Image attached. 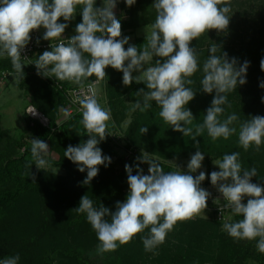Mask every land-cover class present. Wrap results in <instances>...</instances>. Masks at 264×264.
I'll return each instance as SVG.
<instances>
[{
    "label": "clouds",
    "instance_id": "9594fccd",
    "mask_svg": "<svg viewBox=\"0 0 264 264\" xmlns=\"http://www.w3.org/2000/svg\"><path fill=\"white\" fill-rule=\"evenodd\" d=\"M121 2L131 7L136 0H101L99 7L97 0H0V59L9 58L14 73L24 75L23 61L27 59L21 53L31 41L30 33L43 29L42 39L50 42V50L33 63L37 75L80 88L72 103L79 105L80 123L88 139L77 146L69 145L64 158L75 164L80 173L86 171L83 184L89 185L100 166L111 163V158L103 155L98 146L106 134L110 135L107 129L112 121L111 108L99 102L98 87L107 77L105 69L109 67L122 73L124 86L133 83L145 86L137 92L136 101L129 103L132 112H146L155 103L159 117L184 138L196 141L206 132L215 142L238 134L239 146L244 151L250 148L259 151L264 145V116L242 122L235 112L225 116L226 109L231 107L228 95L246 84L248 62L238 66L235 58L229 59L227 53L212 43L201 68L196 47L191 46L192 41L210 30L217 34L226 32L233 15L232 0H153L155 21L145 27L147 42L140 47L130 44V37H121V20L114 11ZM78 7L81 22L76 25L74 35L63 39L62 34L77 15ZM261 69L264 70V60ZM198 71L203 73L199 92L214 95L203 122L193 130L195 119L188 104L197 94L191 87V77ZM93 76L96 79L85 90V81ZM259 87L264 89V82ZM60 112L65 119L70 115L69 108L62 107ZM28 114L35 115L36 109L30 108ZM139 132L146 134L148 128L141 127ZM30 143L35 168L43 171L50 166L49 145L41 139H32ZM194 146L199 149L198 143ZM204 159L205 154L197 150L190 157L186 172L171 161L167 162L175 170L165 172L153 154L142 151L135 175L133 167L125 165L128 193L123 202L116 203L115 211L102 204L95 206L88 195L82 196L75 211L86 216L95 232L99 242L97 254L102 257L115 252L146 230L147 234L141 236L144 250L158 254L156 250L178 222L203 215L211 196L201 187L206 175L219 193L214 203L220 206L222 199L220 213L228 214L223 231L235 242L256 240L258 252L264 254V186L252 183L257 169H244L240 152L234 151L213 161L218 171L210 174L199 171L194 175L202 168ZM141 164L148 166L146 175ZM19 261L17 254L0 259V264Z\"/></svg>",
    "mask_w": 264,
    "mask_h": 264
},
{
    "label": "trees",
    "instance_id": "16d2710c",
    "mask_svg": "<svg viewBox=\"0 0 264 264\" xmlns=\"http://www.w3.org/2000/svg\"><path fill=\"white\" fill-rule=\"evenodd\" d=\"M152 4L153 0H136V3L127 10L128 21L121 22V32L126 29L137 30L154 23L156 13ZM232 13L229 22L231 33L227 38L215 39L217 42H222L219 43L221 52L227 53L229 59L235 58L238 66L247 61L249 67L246 73V84L228 95L231 107L226 109L225 116L231 110H238L241 119L246 120L250 117L264 116V102H262L264 89L259 87L260 83L264 82V70L261 69V61L264 60V0H232ZM246 30L250 32V36L242 39L237 48L232 47L235 36L238 39L241 38L239 33ZM146 42L145 39L137 38L134 45L140 47ZM209 54L206 50L198 52L201 68ZM219 54L218 50L217 55ZM110 69L109 67L108 71ZM105 71L107 75V70ZM2 72H14L9 58L0 59V74ZM201 72L195 73L196 78L192 79L197 81ZM90 78L96 79L94 76ZM105 80L104 92L107 106L116 117L112 85L109 84V77ZM19 86L30 91V104L49 122L48 128H44L37 121L25 117L27 131L34 139L45 141L50 145V149L58 154L59 158L57 160L50 158L49 164L53 168L65 171L66 176L58 177L45 171L33 172L34 161L31 157V147L21 142L25 150L22 154H18L16 148L18 143L8 138L6 132L0 130V215L9 216L8 218L30 215L38 227H42L40 220L44 219L45 222L50 217L54 221L51 225L56 226L52 229L54 233L50 237L51 229L48 227L45 229L49 237L45 245L39 242L43 240L42 233L40 237L34 239L35 243L25 244L24 247L19 246L16 240H30L34 234L25 233L16 227L4 229V233H0V259L18 254L19 264H243L246 257L242 256L245 255L246 249L250 248L253 262L264 264V254L258 252L256 240L235 242L225 231H219L218 224L213 225L214 231L209 238L202 234L203 238L198 237L191 242L189 238L191 233L187 228H190L192 223L189 221L177 223L174 230L166 237V242L156 250L158 253L156 255L144 250L141 236L146 235L147 230L145 233L137 234L128 244L118 247L115 252L105 253L102 257L98 255L99 242L96 234L94 231L79 234L85 228L87 220L84 214H78L75 209L79 206L84 194L95 198V206L102 204L106 207L108 203L114 204L115 200L111 195L116 192L118 183L112 173H109L110 181H106L105 175L108 173L99 171L89 185H84L86 171L80 173L75 164L64 158V151L69 145L77 146L88 139L86 130L80 123L82 115L64 119L59 113L60 109L65 107L64 91L71 88L72 83L58 82L54 78L42 82L37 78H28L23 75ZM213 95L214 93L208 94L196 108L199 114L194 116L193 130L197 124L203 122V115L211 105ZM158 113L159 108H156L153 103L152 109L138 114L137 119L130 124L126 132L114 122L112 131H119L122 134L127 147H133L139 152L144 151L162 159L160 163L165 172L175 170L164 163L165 161L190 159L197 150L204 153L205 157L211 156L212 146L223 140L213 142L205 132L203 136L197 137L196 141L186 137V140L175 143L174 147L171 142H167V138L171 140L170 137H173L175 141L177 137ZM145 126L148 132L141 135L139 129ZM169 132H171L170 135L167 134ZM197 143L199 149L194 146ZM98 146L102 149L103 155L111 159L116 158L124 176L127 175L126 164L132 166L134 169L132 174H136V164L127 163L119 157L110 141L105 139ZM256 169L258 180H252V183L264 186V155L259 157ZM143 173L146 175L144 170ZM206 208L213 209L214 203L208 202ZM109 210L115 211V204ZM2 217L0 223H2ZM27 219L28 217L24 219L25 222ZM238 219L241 217H234V220ZM205 242L211 244L209 252H204L200 248ZM193 243L200 246L193 247ZM150 257L153 258L150 259Z\"/></svg>",
    "mask_w": 264,
    "mask_h": 264
},
{
    "label": "rangeland",
    "instance_id": "374dc122",
    "mask_svg": "<svg viewBox=\"0 0 264 264\" xmlns=\"http://www.w3.org/2000/svg\"><path fill=\"white\" fill-rule=\"evenodd\" d=\"M129 9L128 6H126L123 2L119 3L116 7L115 15L118 19L121 20V22L128 21V16H127V10ZM150 26V25H147ZM146 26L140 27L137 30L133 29H126L122 30L121 32V37H130L129 43L134 44L135 40L137 38L145 39V29ZM122 29V27H121ZM230 26H228V29L224 33L217 34L215 30H210L207 34H203L201 37H199L196 41L191 42L192 47H196L197 53L203 50H206V52H209L210 47H212V43L216 44L219 46L221 43L217 42L215 38H219L220 40L222 38H227L228 35L231 33L230 32ZM213 31V33H212ZM146 34H147V28H146ZM241 38H237L235 36V40H233L234 43L231 44L232 47L237 48L241 42L242 39H246L250 36V32L248 30L240 32ZM219 40V41H220ZM220 43V44H219ZM226 44H229L226 42ZM230 45V44H229ZM127 48V45H125V49ZM39 57V55H36L32 58V60L28 63H24L25 66L23 67V73L25 77L28 78H37L38 80L42 82H46L48 78H43L39 75H37V70L35 68V65L33 63L36 62V59ZM107 70V77H109V84H111L112 88V96H113V105H114V113L116 114V117H114V114L112 112V121L109 122V128L107 129L108 132L113 130V125L116 123L119 128L126 132L130 126L131 123H133L136 119L138 114L140 113L139 111L132 112L131 109V104L129 103H134L136 101V94L137 92L144 88L145 86L143 84H136L133 83L130 86H124L122 84V73L117 72L113 69H110L108 71V68L105 69ZM9 73L8 79L0 83V130L4 131L7 133V137L10 138L11 140L15 141L18 143V146L16 147L18 150V154H22L25 150V146H22L23 142L27 146L31 147L30 140L34 139L29 132L26 129V122H25V117H29L27 114V109L28 107H33L30 104V97L31 93L30 91H27L19 86L20 79L23 77L22 74H15L14 72H7ZM133 75H136V73H133ZM199 82L194 81L192 78H196L194 75L191 77L193 80V84L191 87L193 88L194 91L197 92L195 98L188 104V108L193 114V117L199 114V110L196 108L199 106L201 102H203L208 94H204L203 92H199L201 90V84L200 81L203 77V73L201 72L199 75ZM51 80V79H50ZM92 79L89 78V81L85 82H90ZM95 80V79H93ZM106 80L101 82V84L98 86L100 89V95H99V102L101 103L102 106H107V103L105 104V92H104V83ZM75 86L72 84V87ZM36 109V108H35ZM38 111V110H37ZM39 112V111H38ZM235 112L239 118L240 121H244V119H241L240 112L238 110H231L230 113ZM40 113V112H39ZM60 115L61 112L59 111ZM229 113V114H230ZM63 118V116H61ZM61 118V120H62ZM31 119V118H30ZM33 120V119H31ZM35 121V120H34ZM114 122V123H113ZM192 127H194L192 125ZM238 127V125H237ZM174 132V131H173ZM56 134V132H54ZM168 135L171 134V132L167 133ZM174 134L177 137V140L174 141L173 137L167 138V142H171L174 147L176 146L175 143H179L180 141L186 140V137L184 138L182 134L174 132ZM106 140L109 141L108 135L106 134ZM21 144V145H20ZM50 148V145H49ZM52 156L51 159L57 160L59 158L58 154L50 149ZM234 151L240 152V160L242 163V166L244 169H250L251 167L257 168V164L259 162V157L264 155V145L261 146L259 151L254 150L253 148H250L248 151H244L238 143V134L233 135L230 137L228 140H222L217 143H215L212 148L210 149L211 156L205 157L202 168L197 171L194 175H198L199 171H204L206 174H210L213 171H218L219 169L213 164V161L222 159L223 155L225 154H231ZM115 157L111 159V163L107 166H100L99 171L102 172H107L108 174L105 175V180L110 181V176L109 173H112L114 176L115 181L118 183L116 192H114L111 196L114 197L113 199L115 200L114 204L116 205L117 202H123L126 199L127 193H128V185H127V175L124 176L122 173V168L120 164L114 160ZM154 158L158 159L159 161H162L159 157L154 156ZM190 159H173V160H168L173 162L175 165L179 166L182 171H187V163ZM164 162V161H163ZM164 163L169 164L167 161ZM147 168L148 166L144 164ZM174 168V167H173ZM48 172L52 173L55 176L58 177H64L66 176V172L53 168L51 166L43 169V171L37 170L35 168V165L33 167V172ZM252 180H258V175L257 177H253ZM114 181V180H113ZM202 188L207 190L211 196L208 199V202H213L214 200L219 197V193L216 191V189L210 184L209 179L207 178L201 185ZM117 193V195H116ZM88 195V194H84ZM94 201L95 198L89 197ZM99 201V199H98ZM27 203V202H26ZM99 204V203H98ZM113 203H108L106 204V207L112 208ZM215 204V203H214ZM223 205V200L221 199L220 206ZM217 204L214 205V209L211 208H206L204 210L203 215L195 216L191 220H187L191 222L190 228H187L188 231L191 233L189 236L191 242L195 241L198 237L203 238L201 235L203 234L206 238H209L214 231V224L215 225H220L219 231H223V221H219L217 218L219 207ZM113 210V209H112ZM111 211V210H110ZM15 215H17V211H15ZM67 214V212L65 211ZM223 215H225V218L227 220L228 214L226 212H222ZM69 214V213H68ZM206 219H205V217ZM2 215H0V218ZM7 217H2V223H0V233L3 234L5 230H7L10 227H16V229H21L23 232H28V234H34L33 238L30 240H16L18 241L19 246L24 247L25 244L31 245L36 242V238L40 237L41 234H44L43 240H40L41 244L45 245V241L49 239V237L54 233V230L56 226L51 225L52 222H54L50 217L44 222L43 220H40V223L42 224L41 226H36V222L32 220L30 215H23L21 218L17 216L14 218H8ZM27 221L25 222V218H27ZM234 220V217H233ZM49 224V225H48ZM88 222L85 223V228L79 233L81 235L85 234V231L87 233L92 232L91 226ZM88 226V227H87ZM48 227V229H51L49 237L46 235L45 229ZM5 229V230H4ZM15 237H13L14 239ZM166 242V241H165ZM164 242V243H165ZM163 243V244H164ZM200 246L199 244H194L193 247ZM200 248L204 252H209L211 250V244H208L205 242ZM22 249V248H21ZM38 249V247H37ZM251 249L248 248L245 251V255L242 257H246L243 261V264H255L253 262V255L250 252ZM39 254V253H38ZM37 254V255H38ZM208 254V253H207ZM36 255V256H37ZM153 256V255H152ZM153 257H150L152 259ZM252 259V260H251Z\"/></svg>",
    "mask_w": 264,
    "mask_h": 264
},
{
    "label": "built area",
    "instance_id": "2783aa9c",
    "mask_svg": "<svg viewBox=\"0 0 264 264\" xmlns=\"http://www.w3.org/2000/svg\"><path fill=\"white\" fill-rule=\"evenodd\" d=\"M31 35V41L27 45L26 49L21 53L23 58H26L27 60H24L23 63H28L32 60V58L36 55H41L44 51L50 50L49 48V41H45L42 39V36H40L37 32L30 33ZM74 35V34H72ZM72 35L62 36L63 39H67ZM9 77V73L2 72L0 74V83L5 82ZM51 79V78H48ZM90 82L84 83L85 90L89 87ZM80 88L79 86L75 85L69 89H66L64 91V99H65V107L70 109V115L68 118L73 117L75 115H82L79 110V105L72 103V99L75 93L79 92ZM33 107H28L27 114L29 112V109ZM29 118L37 121L42 127L48 128L49 122L48 119L39 113L36 110V114H28ZM64 118V117H63ZM65 119V118H64ZM110 135H108L110 143L114 146L115 151L117 152L118 156L121 157L125 162L127 163H134L136 164L137 158L140 156L141 152L136 150L133 147H127V143L124 140L122 134L119 131H110L108 132ZM116 160V158H114ZM142 167V169L147 174V167L144 164L139 165ZM215 205V204H214ZM214 209V208H213ZM217 218L219 221H226L225 215L223 213H220V210L218 211Z\"/></svg>",
    "mask_w": 264,
    "mask_h": 264
},
{
    "label": "crops",
    "instance_id": "0c3cea01",
    "mask_svg": "<svg viewBox=\"0 0 264 264\" xmlns=\"http://www.w3.org/2000/svg\"><path fill=\"white\" fill-rule=\"evenodd\" d=\"M97 5L101 6V0H97ZM79 11H80V7L77 8V15L75 16V18L71 22H69V26H68V28L65 29V32L62 34V36L75 34V32H74L75 27H76V25L78 23L81 22V17L78 14ZM58 22H63V21L61 20V21H58ZM35 32H37L40 36H43L44 30L43 29H39V30H37Z\"/></svg>",
    "mask_w": 264,
    "mask_h": 264
}]
</instances>
